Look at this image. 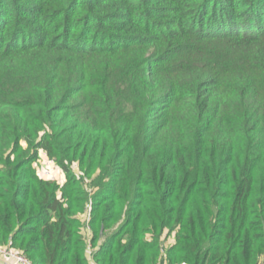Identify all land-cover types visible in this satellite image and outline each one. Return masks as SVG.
I'll list each match as a JSON object with an SVG mask.
<instances>
[{
  "label": "trees",
  "instance_id": "1",
  "mask_svg": "<svg viewBox=\"0 0 264 264\" xmlns=\"http://www.w3.org/2000/svg\"><path fill=\"white\" fill-rule=\"evenodd\" d=\"M261 107L264 0H0V245L262 264Z\"/></svg>",
  "mask_w": 264,
  "mask_h": 264
},
{
  "label": "built area",
  "instance_id": "2",
  "mask_svg": "<svg viewBox=\"0 0 264 264\" xmlns=\"http://www.w3.org/2000/svg\"><path fill=\"white\" fill-rule=\"evenodd\" d=\"M48 162L53 163L52 160L47 158V163ZM46 173L44 172V174L47 176ZM94 252H95V248L91 245V242L89 240L87 243V258L89 264H98V262L93 257ZM261 261L262 264H264V255L262 256ZM0 264H31V262L24 254L8 247L7 245H0ZM180 264H186V263L182 262Z\"/></svg>",
  "mask_w": 264,
  "mask_h": 264
},
{
  "label": "rangeland",
  "instance_id": "3",
  "mask_svg": "<svg viewBox=\"0 0 264 264\" xmlns=\"http://www.w3.org/2000/svg\"><path fill=\"white\" fill-rule=\"evenodd\" d=\"M262 112L264 111V108L261 107ZM40 158L38 160V163L40 165V170L42 171V173L44 174V172L47 174V176L51 177V178H55L57 179L59 182H61V180L63 179V173L60 169H58L56 167V165L54 163L48 162L47 163V158L45 156V154L40 150ZM45 175V174H44ZM171 240V239H170ZM99 264V263H98Z\"/></svg>",
  "mask_w": 264,
  "mask_h": 264
}]
</instances>
